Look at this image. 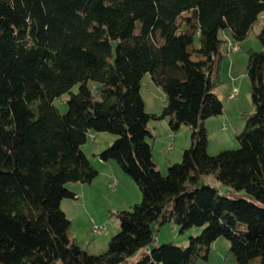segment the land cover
I'll return each mask as SVG.
<instances>
[{
	"label": "trees",
	"instance_id": "1",
	"mask_svg": "<svg viewBox=\"0 0 264 264\" xmlns=\"http://www.w3.org/2000/svg\"><path fill=\"white\" fill-rule=\"evenodd\" d=\"M263 11L264 0H0V264H195L221 236L236 264H264V27L263 48L248 51L254 111L240 146L210 154L205 123L223 112L214 77L227 43L220 31L240 42ZM147 72L165 93L160 113L145 107ZM66 92L61 113L54 100ZM165 117L172 130H191L167 174L148 140L150 121ZM90 131L116 135L98 155L142 194L117 212L120 228L96 254L71 238L61 206L78 198L69 182L99 174L82 148ZM210 174L247 196L199 184ZM172 220L180 232L201 231L187 246L149 250L152 225Z\"/></svg>",
	"mask_w": 264,
	"mask_h": 264
},
{
	"label": "rangeland",
	"instance_id": "2",
	"mask_svg": "<svg viewBox=\"0 0 264 264\" xmlns=\"http://www.w3.org/2000/svg\"><path fill=\"white\" fill-rule=\"evenodd\" d=\"M262 27H264V11L247 37L240 42L233 39L230 29L226 28L220 31V37L226 39L227 43L226 46L224 45V55L215 69L214 77L217 79L215 92L223 102V112L208 118L205 122L209 136L208 152L210 154L240 146L237 136L244 129L246 116L254 111L252 85L248 75V51L250 49L259 51L263 48L258 38ZM230 41L231 43L228 44ZM232 44L236 46L235 49H232ZM195 45L199 46L197 38ZM89 85L95 89L96 83L89 81ZM78 90L79 83L71 89L72 92ZM141 93L146 101V110L162 112L164 92L162 87L154 82L150 72H147L142 78ZM69 97L70 92H66L54 100V104L61 113L67 112ZM163 119L150 121L149 125L153 136L148 140L153 144L154 158L158 168L162 173L167 174L168 165L181 161L183 150L190 146L191 130L188 126L182 125L179 129L173 130L176 139L171 140L167 133L172 129L169 128L168 132L164 130ZM153 125H157V130L153 129ZM115 138L116 135L110 132L90 131L88 133L87 141L82 145V148L98 167L99 174L90 183L69 182L67 186L78 193L79 199L64 198L61 204L62 209L72 220L71 238L75 239L84 249L95 254L107 250L111 237L119 230L120 222L117 212L122 209H131L134 203L140 202L142 199L141 190L135 180L125 173L114 160L112 161L116 167L108 168L107 172L104 171V164L96 155L109 146ZM171 144H173L172 148H170ZM203 183L215 185L221 192H225L232 198L247 196L245 191H234L231 187L224 186L212 174L204 176L199 184ZM152 227L155 238L150 244L149 250L165 242H175L178 245L187 246L189 237L199 234L201 231V228H191L180 232V226L173 220L160 226L154 223ZM186 237L188 242L183 243ZM158 238L160 239L158 240ZM139 256L138 253L134 260H137ZM195 264L236 263L229 252L228 240L221 236L213 242L208 259H199Z\"/></svg>",
	"mask_w": 264,
	"mask_h": 264
},
{
	"label": "crops",
	"instance_id": "3",
	"mask_svg": "<svg viewBox=\"0 0 264 264\" xmlns=\"http://www.w3.org/2000/svg\"><path fill=\"white\" fill-rule=\"evenodd\" d=\"M230 35V34H229ZM231 43V41L230 42H228V44H230ZM234 45V44H233ZM227 48H228V46H227ZM164 92V91H163ZM145 101V100H144ZM164 105H165V93H164V103H163ZM145 105H146V101H145ZM156 111H159V110H156ZM155 111V112H156ZM152 112V111H151ZM156 113H160V112H156ZM164 121V130H166V132H168L169 131V128H170V125H169V117H165L164 119H163ZM150 124V123H149ZM153 129H156L157 130V125H153ZM170 134H172V136H170ZM167 135H168V138H170L171 140L172 139H176V135H175V133L173 132V130H171V131H169L168 133H167ZM173 147V144H171L170 145V148H172ZM99 154V153H98ZM98 154H96V155H98ZM99 156V155H98ZM100 158V157H99ZM101 160V159H100ZM93 162V161H92ZM102 164H104V171H109L108 170V168H110V169H112V168H114V167H116V164L112 161V160H109V161H103V160H101L100 161ZM78 194V193H77ZM77 199H79V196H78V198ZM160 238H158V240H159Z\"/></svg>",
	"mask_w": 264,
	"mask_h": 264
},
{
	"label": "built area",
	"instance_id": "4",
	"mask_svg": "<svg viewBox=\"0 0 264 264\" xmlns=\"http://www.w3.org/2000/svg\"><path fill=\"white\" fill-rule=\"evenodd\" d=\"M232 46V49H235L236 48V46L235 45H231ZM229 48V47H228ZM231 96L233 97V94H231ZM170 136H172V134H170Z\"/></svg>",
	"mask_w": 264,
	"mask_h": 264
}]
</instances>
